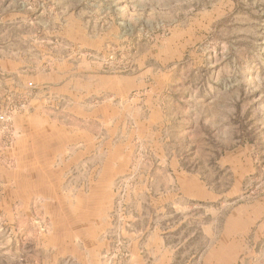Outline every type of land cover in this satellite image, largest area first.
I'll use <instances>...</instances> for the list:
<instances>
[{"label":"rangeland","instance_id":"obj_1","mask_svg":"<svg viewBox=\"0 0 264 264\" xmlns=\"http://www.w3.org/2000/svg\"><path fill=\"white\" fill-rule=\"evenodd\" d=\"M0 264H264V0H0Z\"/></svg>","mask_w":264,"mask_h":264}]
</instances>
